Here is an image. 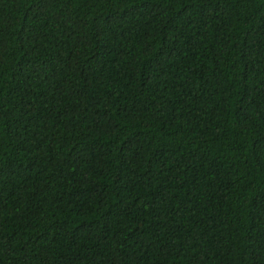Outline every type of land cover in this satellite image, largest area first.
<instances>
[{"label":"trees","instance_id":"1","mask_svg":"<svg viewBox=\"0 0 264 264\" xmlns=\"http://www.w3.org/2000/svg\"><path fill=\"white\" fill-rule=\"evenodd\" d=\"M0 264H264V0H0Z\"/></svg>","mask_w":264,"mask_h":264}]
</instances>
